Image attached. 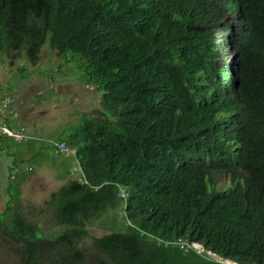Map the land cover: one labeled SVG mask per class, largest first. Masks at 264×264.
I'll list each match as a JSON object with an SVG mask.
<instances>
[{
  "label": "trees",
  "instance_id": "16d2710c",
  "mask_svg": "<svg viewBox=\"0 0 264 264\" xmlns=\"http://www.w3.org/2000/svg\"><path fill=\"white\" fill-rule=\"evenodd\" d=\"M46 42L101 110L58 139L85 174L52 238L0 229L22 264H264V0H0V55Z\"/></svg>",
  "mask_w": 264,
  "mask_h": 264
},
{
  "label": "rangeland",
  "instance_id": "374dc122",
  "mask_svg": "<svg viewBox=\"0 0 264 264\" xmlns=\"http://www.w3.org/2000/svg\"><path fill=\"white\" fill-rule=\"evenodd\" d=\"M226 56L229 59L235 53L229 49ZM65 60L49 48L48 42L43 45L36 65L23 68L24 71H21L22 67L28 64L24 51L0 55V98L12 97L18 101V107L25 112L23 126L34 139L27 143H17L10 138L0 140L2 230L11 228V220L19 212L27 225L37 227L46 237L53 236L58 226L45 203L61 186L79 180L78 174L70 172L77 166L70 149L67 147L64 154L56 153L54 145L49 142L66 140L81 116H97V111L101 110V92L86 86L79 77L80 73ZM11 112L18 117L17 107ZM15 123L20 124L17 119ZM81 171L85 174L83 167ZM109 214L104 216L102 223L87 227V246L91 237L110 232L109 224H104L109 220ZM15 248L20 252L24 249L0 234V264H22L21 254H16ZM206 255L211 261L225 264L213 254ZM45 259L43 256L41 261Z\"/></svg>",
  "mask_w": 264,
  "mask_h": 264
},
{
  "label": "built area",
  "instance_id": "2783aa9c",
  "mask_svg": "<svg viewBox=\"0 0 264 264\" xmlns=\"http://www.w3.org/2000/svg\"><path fill=\"white\" fill-rule=\"evenodd\" d=\"M15 107H17V102L12 97L0 98V138H10L17 143L30 142L34 139L28 135L25 127L11 125L15 118L14 112L11 111ZM54 146L58 153H64L67 150L64 142L55 143ZM120 196H123L122 192Z\"/></svg>",
  "mask_w": 264,
  "mask_h": 264
},
{
  "label": "clouds",
  "instance_id": "9594fccd",
  "mask_svg": "<svg viewBox=\"0 0 264 264\" xmlns=\"http://www.w3.org/2000/svg\"><path fill=\"white\" fill-rule=\"evenodd\" d=\"M17 102V109H18V101H16ZM13 125L12 126H19V125H14V123H15V121H14V119L12 120V122H11ZM21 126H23V125H21ZM24 127V126H23ZM26 129V128H25ZM29 135V134H28ZM30 136V135H29ZM3 139H5V138H3ZM60 142H64L65 143V141L64 140H57V141H55V140H52V141H50L49 143L50 144H52V145H54L55 143H60ZM65 145H66V149H68L67 148V144L65 143ZM53 148H54V150L56 151V148H55V146H53ZM67 151V150H66ZM61 154H64V153H61ZM76 162V161H75ZM77 163V162H76ZM70 172L72 173V174H78L79 175V179L80 178H84V174H82V171H81V166L79 165V164H77V166L76 167H72L71 169H70ZM120 192H122V190H119V195H120ZM191 248L192 249H194V250H196L198 253H201L203 250H202V248H200V246H198V245H196V244H192L191 245ZM201 250V252H199L200 250ZM208 254V253H207ZM209 254H211V253H209Z\"/></svg>",
  "mask_w": 264,
  "mask_h": 264
},
{
  "label": "crops",
  "instance_id": "0c3cea01",
  "mask_svg": "<svg viewBox=\"0 0 264 264\" xmlns=\"http://www.w3.org/2000/svg\"><path fill=\"white\" fill-rule=\"evenodd\" d=\"M18 109H19V110H18ZM18 109H17L18 117L15 116L14 121H15V119H17V121H19L20 124H16V123H14V125H23V124H24L23 120H25V118H24V114H25V112H23L19 107H18ZM1 139H3V138H0V140H1Z\"/></svg>",
  "mask_w": 264,
  "mask_h": 264
},
{
  "label": "bare ground",
  "instance_id": "6f19581e",
  "mask_svg": "<svg viewBox=\"0 0 264 264\" xmlns=\"http://www.w3.org/2000/svg\"><path fill=\"white\" fill-rule=\"evenodd\" d=\"M30 110V109H29ZM84 173V172H83ZM191 175V174H190ZM194 250V249H193ZM211 260V259H210ZM225 264H232L229 261H225Z\"/></svg>",
  "mask_w": 264,
  "mask_h": 264
}]
</instances>
